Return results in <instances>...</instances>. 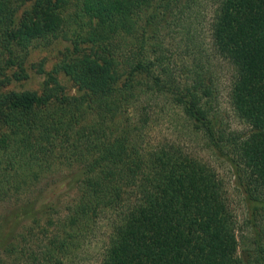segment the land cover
<instances>
[{
	"label": "trees",
	"instance_id": "trees-1",
	"mask_svg": "<svg viewBox=\"0 0 264 264\" xmlns=\"http://www.w3.org/2000/svg\"><path fill=\"white\" fill-rule=\"evenodd\" d=\"M200 4L0 0V204L11 206L0 218V264H71L102 220L109 234L100 264H243L238 221L215 170L178 144L145 142V99L166 96L191 133L236 168L254 213L264 210V0L212 5L213 47L233 68L230 102L248 127L230 134L212 115L203 65L193 59L181 81L164 51L162 33L174 27L194 44L187 16ZM56 40L72 49L41 71L42 90H7L28 78L29 51ZM57 173L73 176L74 194L54 222L55 207L39 205L33 191ZM253 242L255 256L244 264H264Z\"/></svg>",
	"mask_w": 264,
	"mask_h": 264
},
{
	"label": "rangeland",
	"instance_id": "rangeland-1",
	"mask_svg": "<svg viewBox=\"0 0 264 264\" xmlns=\"http://www.w3.org/2000/svg\"><path fill=\"white\" fill-rule=\"evenodd\" d=\"M214 1L201 0L200 6L194 10V14L187 16L188 22L193 25L190 27V31L193 34L194 44L191 45L185 39L181 31L182 28L174 27L162 33L164 51L169 59L171 70L176 73L181 81L187 80L183 74L186 68L190 71L195 68V65L192 64L193 59H197V62L203 65L202 72H205L207 78L211 80L214 90L215 100L212 115L216 119L218 128L229 134L232 132L244 133L248 127L236 116L230 102L234 77L233 68L218 56L213 47L210 26ZM74 12L75 9L72 8L69 14L74 15ZM71 49L72 44L68 40H56L50 45H45V47L31 49L24 66L28 78L21 82L13 81L7 90L40 92L45 80V75L41 74V71L50 72L63 58L66 51H71ZM6 57L4 58L6 59ZM15 71L17 73L19 70L15 68L8 73L13 74ZM125 73V67L118 68L119 79H124ZM59 81L65 86L68 94H77V90L65 77L59 76ZM144 104L146 112L150 113L151 116V121L146 130L145 142H149L153 146L168 142L178 144L189 155L212 167L225 185L228 202L238 221L237 236L240 260L243 261V264L248 260L249 262L253 260L256 253V246L253 241L256 240L259 244L257 246L263 249L261 256L264 261V210L254 213L251 209L250 202L243 194L241 181L237 178L236 168L225 157L210 152L208 144L202 136L191 133L183 113L166 96L150 95L145 99ZM73 179V176H67V173L53 174L43 178L33 191L37 194L39 205L51 204L55 207L54 222L58 217L64 216V206L74 194ZM10 209L9 204H0V218L7 213L10 214ZM108 226L109 224L102 220L91 228V236L85 240L71 264H100L101 252L109 234ZM44 237L45 235L39 236L37 242H31L34 250L40 249Z\"/></svg>",
	"mask_w": 264,
	"mask_h": 264
}]
</instances>
